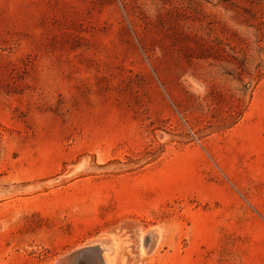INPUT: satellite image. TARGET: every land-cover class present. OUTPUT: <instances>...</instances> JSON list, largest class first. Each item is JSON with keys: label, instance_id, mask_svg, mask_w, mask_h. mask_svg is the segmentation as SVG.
<instances>
[{"label": "rangeland", "instance_id": "rangeland-1", "mask_svg": "<svg viewBox=\"0 0 264 264\" xmlns=\"http://www.w3.org/2000/svg\"><path fill=\"white\" fill-rule=\"evenodd\" d=\"M104 237L264 264V0H0V264Z\"/></svg>", "mask_w": 264, "mask_h": 264}, {"label": "bare ground", "instance_id": "bare-ground-1", "mask_svg": "<svg viewBox=\"0 0 264 264\" xmlns=\"http://www.w3.org/2000/svg\"><path fill=\"white\" fill-rule=\"evenodd\" d=\"M98 240H99V243H98L97 247H98V251L100 254V258L102 260V264H116L117 243H116L115 239L114 238L110 239V238L104 237V238H101ZM157 240L158 239H157L155 231L153 229L149 230L148 239L145 241V246H146L145 249L148 248V245L150 246V242H151V244H152V242H153V244H155L157 242ZM89 246H92V245H85V246L83 245V247H80V248L77 247V249H75V250L82 249V248L89 247ZM75 250H73V251H75Z\"/></svg>", "mask_w": 264, "mask_h": 264}, {"label": "water", "instance_id": "water-1", "mask_svg": "<svg viewBox=\"0 0 264 264\" xmlns=\"http://www.w3.org/2000/svg\"><path fill=\"white\" fill-rule=\"evenodd\" d=\"M97 245L72 251L58 258L55 264H102Z\"/></svg>", "mask_w": 264, "mask_h": 264}]
</instances>
